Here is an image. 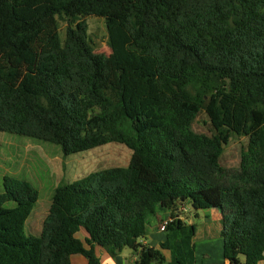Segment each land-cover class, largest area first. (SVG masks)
I'll use <instances>...</instances> for the list:
<instances>
[{"label":"trees","instance_id":"trees-1","mask_svg":"<svg viewBox=\"0 0 264 264\" xmlns=\"http://www.w3.org/2000/svg\"><path fill=\"white\" fill-rule=\"evenodd\" d=\"M90 16L105 19L110 55L89 44ZM57 17L68 21L64 43ZM208 75L223 86L197 100L192 90ZM201 115L209 135L193 129ZM0 132L52 143L65 157L111 143L131 151L126 166L60 184L39 236L25 233L37 189L5 177L0 264H69L77 253L101 264L95 246L112 257L129 248L136 264H196V226L178 216L186 205L220 209L227 264H259L264 0H0ZM232 137L245 141L229 171ZM160 209L171 212L166 238L143 245Z\"/></svg>","mask_w":264,"mask_h":264},{"label":"rangeland","instance_id":"rangeland-1","mask_svg":"<svg viewBox=\"0 0 264 264\" xmlns=\"http://www.w3.org/2000/svg\"><path fill=\"white\" fill-rule=\"evenodd\" d=\"M87 23V35L93 51L98 54H111L106 21L96 16L84 17ZM58 31L61 42L64 43L68 21L57 17ZM223 83L215 78L202 76L192 93L195 99L201 100L214 92ZM227 120L230 121L231 106L227 107ZM197 133L210 134L209 124L201 115L193 124ZM243 137H232L225 146L222 165L229 171L239 168ZM131 158V151L121 144H106L90 151L65 157L61 148L49 142L24 137L11 133L0 132V193L4 192V178L15 177L31 182L39 193V200L26 222L27 236H39L42 223L48 214L53 194L60 184L77 181L91 173L102 169L126 166ZM13 203L7 204V207ZM221 214L220 209H212ZM202 214V211L200 212ZM169 219V217L167 218ZM196 220L198 225H202ZM198 264H225L221 237L206 238L202 233L194 240ZM207 253L210 258H207Z\"/></svg>","mask_w":264,"mask_h":264},{"label":"crops","instance_id":"crops-1","mask_svg":"<svg viewBox=\"0 0 264 264\" xmlns=\"http://www.w3.org/2000/svg\"><path fill=\"white\" fill-rule=\"evenodd\" d=\"M201 211L195 212L193 211L189 206H180L178 211V216L180 219H182L187 224H195L196 226V235L195 238L199 235V233H202L204 237H221V230H222V222H221V214L214 213L211 211H202V214H200ZM171 212L167 210L160 209L159 214L152 218L150 221V224L147 227V233L140 242L146 243V245L150 247L158 248L160 243L163 242L166 238V231L164 229L163 223L170 219ZM203 218V221H201L202 225H198L196 223V220H200ZM76 237L82 241L84 247L86 249H89L90 246L86 243V240L89 238L88 233L81 229ZM222 239V237H221ZM222 246H223V239H222ZM95 254L99 258L101 264H136L137 261V254L129 249L125 248L123 251L119 254H117L115 257H112L104 248L100 246L94 247ZM166 261L169 262L171 260V254L169 251H163ZM195 253H196V244H195ZM223 255V253H222ZM207 258H210V254L207 253ZM224 259V256H223ZM225 264H227V261L224 259ZM69 264H89L88 259L80 253L73 254L70 257ZM151 264H157V263H151ZM196 264H198V258L196 256ZM241 264H244V258H241ZM259 264H264V261H261Z\"/></svg>","mask_w":264,"mask_h":264},{"label":"built area","instance_id":"built-area-1","mask_svg":"<svg viewBox=\"0 0 264 264\" xmlns=\"http://www.w3.org/2000/svg\"><path fill=\"white\" fill-rule=\"evenodd\" d=\"M170 221H171V218L168 219V220H166V221L163 223V226L165 227ZM141 240H142V239H141ZM142 244H143V245H146V243H143V242H142Z\"/></svg>","mask_w":264,"mask_h":264}]
</instances>
